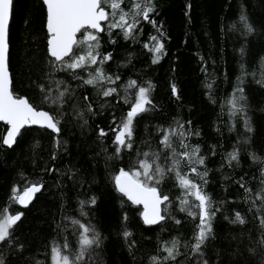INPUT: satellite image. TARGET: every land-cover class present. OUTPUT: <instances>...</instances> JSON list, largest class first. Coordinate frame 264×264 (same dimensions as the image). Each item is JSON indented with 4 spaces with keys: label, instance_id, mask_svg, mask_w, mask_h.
Returning a JSON list of instances; mask_svg holds the SVG:
<instances>
[{
    "label": "trees",
    "instance_id": "trees-1",
    "mask_svg": "<svg viewBox=\"0 0 264 264\" xmlns=\"http://www.w3.org/2000/svg\"><path fill=\"white\" fill-rule=\"evenodd\" d=\"M152 2L156 10L150 18L157 27L140 19L129 39L119 29L111 36L99 34V52L112 55L103 68L120 79L93 88L83 82L92 68L75 72L53 69L46 52L42 3L13 0L9 20L12 91L54 115L61 132L57 135L45 128L25 127L9 148L1 144L5 125L0 122V214H24L11 230L9 241L0 244L4 264H52L51 248L65 242L71 246L69 251H75L82 229L73 220L93 226L100 234L102 242L93 255L96 264H151L152 256L165 255L160 250L162 242L173 239L179 241L180 255L166 264H202L204 260L208 264H264V251L258 246L264 239L258 219L264 217V205L258 200L253 203L256 192L264 187V0ZM125 3L130 8L131 0ZM242 13L254 27L253 34L246 33L240 21ZM153 36L157 39L152 40ZM157 42L164 48L159 62L153 63L157 54L150 49ZM130 81H136L137 87H127ZM57 82L61 91L68 88L62 105L43 99L49 89L56 96ZM149 84L150 110L133 122V148L122 149L117 157L114 137L132 107L125 97L133 101L138 88ZM106 87L117 88V93L100 96L98 89ZM237 87L244 89L245 113L252 131L246 129L243 113L230 114L229 101ZM180 123L192 133L184 142L198 145L205 157L200 167L208 171L203 189L220 209L212 220L214 239L206 243L202 257L191 249L198 218L180 210L184 191L174 173L165 171L159 184L153 182L170 198L160 206L165 219L156 225L144 223L140 207L117 191L113 180L121 168L134 170L142 158L138 153L160 152L167 169L171 161L165 157L170 150L160 140L164 130ZM100 129L108 135L99 136ZM172 140L178 152L185 150L177 137ZM233 151L238 152L239 163L233 161L229 166L227 156ZM181 170L203 183L184 161ZM241 177L253 190L251 194L237 183ZM32 183L43 187L28 207H20L13 190L22 194ZM93 197L95 205L86 203L81 208V201ZM188 199L196 203L192 197ZM236 212L245 218L244 225L230 222ZM125 231L131 233L127 240ZM249 247L256 252L249 253Z\"/></svg>",
    "mask_w": 264,
    "mask_h": 264
},
{
    "label": "snow or ice",
    "instance_id": "snow-or-ice-1",
    "mask_svg": "<svg viewBox=\"0 0 264 264\" xmlns=\"http://www.w3.org/2000/svg\"><path fill=\"white\" fill-rule=\"evenodd\" d=\"M42 3L46 11L48 54L53 58L50 61L53 69L75 72L77 69L92 68L88 78L84 79L83 82L93 88H96L98 84H115L120 79L119 76L113 77L108 74L103 68V65L112 59V55L111 53L101 54L99 52L100 33L106 32L111 36L113 30L119 29L123 32L124 38L129 39L136 31L140 19L151 23L153 27H157L155 20L150 18V14L156 10L152 0H131L130 8L126 5L125 0H42ZM12 8L13 0H0V121L10 126L7 134L2 137V143L9 148L16 144L17 136L20 135L21 129L26 126L39 125L42 128L50 129L57 135L61 132L60 121L54 115L47 111L38 110L27 98L18 97L12 91V79L9 73V20ZM240 21L247 34L254 33L255 29L245 14H241ZM78 34L80 35L78 36ZM151 39L156 40L157 38L153 36ZM111 42L115 43L114 40ZM163 48L164 45L157 42L156 46L150 49L157 54L152 61L153 63L159 62V54L163 53ZM77 49L80 50L79 53L76 51ZM66 57L69 59L65 60ZM76 78L80 79L81 77L77 76ZM59 85L60 82H57L56 96L52 95L51 89L45 92L44 86H40L41 92H45L43 97L45 102L56 105H62L65 102L68 88L65 87L61 91ZM127 87H137L136 81H130ZM150 89L151 84L148 87H139L133 101H128L125 97V102L131 103L132 107L120 121L119 130L114 137L113 143L116 145L117 157H119L122 149L131 150L133 148L131 142L133 122L141 113L150 110L147 107L152 105L149 96ZM172 92L174 95L177 94L175 85L172 86ZM116 93L117 88L115 87L98 89V94L102 97H109ZM84 99L88 100V97L85 96ZM246 100L244 89L237 87L229 101L232 108L230 114L243 113L245 115V127L248 131H252L245 113ZM88 110H92L91 104L88 105ZM164 131L165 134L162 136L160 144L165 149L170 150L165 157L166 160L171 161L170 166L165 169L160 152L138 153V157L142 158L137 160L134 170L121 168L118 174L113 177L114 184L117 191L126 196L134 205H143L144 210L141 216L146 225H156L165 219V216L161 214L160 206L169 202L170 198L155 187L153 182L159 184L165 171L174 173L179 187L184 191V197L180 201L182 205L180 210L185 211L194 219L198 218L197 231L191 249L193 254L202 257V250L206 243L214 239L212 220L216 212L220 210L218 207H214L212 198L203 189V185L207 184L208 171L206 168L201 171L200 167L204 166L205 157L200 155L198 145L190 146L184 142L187 136L192 133L185 131L182 123L178 124L177 128H169ZM196 134L198 135V133ZM107 135V132L100 129L99 136ZM173 137L180 140V147L185 149L183 152H178L173 146ZM227 159L229 166L233 161L238 164V152L228 153ZM253 159L256 157L253 156ZM182 161L186 162L190 173L197 176L203 182L202 184L195 182L189 177L188 172L181 170ZM242 181L243 177L237 183L245 189V192L251 194L253 190L247 188ZM261 184L264 185V180L261 181ZM42 187V184L32 183L23 189L22 194H18L19 189H14L16 194H14L13 199L26 208ZM188 197H192L196 203H190ZM257 200L264 205V187L256 192L253 203L255 204ZM80 203L81 208H83L86 203L95 205L96 199L93 197L89 201H81ZM193 208L196 211H193ZM82 214L86 215L83 212ZM23 215L22 212L0 214V244L9 241V237L12 235L11 230L21 221ZM258 219L261 229H264V217H258ZM230 222L244 225L246 220L240 212H236L234 219ZM72 223L78 224L79 228L82 229L78 235V247L75 251H69L71 246L67 242L62 246L54 245L51 248L52 264H88V261L96 264L93 255L95 249L101 245L100 234L91 225L82 224L77 220H73ZM176 223L179 224L180 221L177 220ZM130 235L131 233L128 231L123 233L126 240ZM133 245L134 242L129 247L131 248ZM258 246L261 251H264V239L258 241ZM160 250L165 255L162 257L152 256L150 258L151 264H166L168 261H175L180 255L179 241L173 239L162 242ZM247 251L254 253L256 248L249 247ZM0 264H4L2 259H0ZM202 264H208V261L204 260Z\"/></svg>",
    "mask_w": 264,
    "mask_h": 264
},
{
    "label": "water",
    "instance_id": "water-1",
    "mask_svg": "<svg viewBox=\"0 0 264 264\" xmlns=\"http://www.w3.org/2000/svg\"><path fill=\"white\" fill-rule=\"evenodd\" d=\"M41 3H42V0H39ZM42 6H43V10H44V21H43V27H44V30H45V32H46V34H47V30H46V11H45V6L43 5V3H42ZM47 39H48V34H47V38H46V41H45V46H46V52H47V55L49 56V54H48V45H47ZM50 57V56H49ZM53 59V58H52ZM21 98H24V97H21ZM38 110H41V109H38ZM44 111V110H43ZM1 123H3L4 125H5V129H4V132H3V134H2V137L3 136H5L6 134H7V130L9 129V125H7V124H5L4 122H2V121H0ZM31 126H35V127H40L39 125H31ZM26 127H29V126H26ZM40 128H42V127H40ZM46 130H49V131H51L50 129H47V128H45ZM52 132V131H51ZM52 133H54V132H52ZM2 137H1V144L3 145V146H5V147H8L7 145H4L3 143H2ZM20 205V204H19ZM139 207H140V209H141V213L143 212V205L141 204V205H138ZM20 207H23V206H21L20 205Z\"/></svg>",
    "mask_w": 264,
    "mask_h": 264
}]
</instances>
